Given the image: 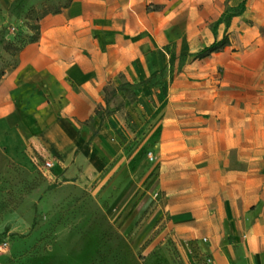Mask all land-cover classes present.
Wrapping results in <instances>:
<instances>
[{
    "label": "crops",
    "instance_id": "1",
    "mask_svg": "<svg viewBox=\"0 0 264 264\" xmlns=\"http://www.w3.org/2000/svg\"><path fill=\"white\" fill-rule=\"evenodd\" d=\"M15 1L0 0V7L8 10ZM44 1L22 0L26 9ZM99 1L72 0L41 19L39 41L26 44L0 79V123L43 155L60 156L62 179L91 175L122 193L130 175L128 184L140 189L133 198L138 216L149 210L142 232L155 234L144 250L146 264H173L171 238L183 260V239L199 238L215 264H264V129L252 132L249 103L232 96L226 115L218 101L147 118L134 110L138 126L121 111L97 117L106 87L140 55L138 42L107 34L108 19L119 16H108ZM249 65L241 72L246 87ZM146 151L156 160L140 174Z\"/></svg>",
    "mask_w": 264,
    "mask_h": 264
},
{
    "label": "rangeland",
    "instance_id": "2",
    "mask_svg": "<svg viewBox=\"0 0 264 264\" xmlns=\"http://www.w3.org/2000/svg\"><path fill=\"white\" fill-rule=\"evenodd\" d=\"M99 2L106 3L108 16H119L108 19L107 34L138 42L140 55L106 87L97 117L121 111L130 126H138L134 110L147 118L189 113L200 103L217 101L219 113L226 115L225 104L234 96L249 103L252 132L264 129V0ZM64 4L45 0L26 9L16 0L8 10L0 7V79L2 70L6 74L18 64L19 48L29 43L42 15ZM226 35L230 46L196 59ZM249 60L246 87L241 72ZM219 125L225 128L226 121ZM140 156L144 163L137 172L145 174L156 157L149 151ZM54 158L57 169L48 173L45 163ZM62 168L60 156L43 155L30 139L0 123V264H146L144 250L155 234L142 232L149 210L138 216L133 198L140 189L128 184L131 176L117 193L91 175L62 179ZM183 242L187 260L177 240L167 242L173 264L192 263L202 252L199 238Z\"/></svg>",
    "mask_w": 264,
    "mask_h": 264
},
{
    "label": "trees",
    "instance_id": "3",
    "mask_svg": "<svg viewBox=\"0 0 264 264\" xmlns=\"http://www.w3.org/2000/svg\"><path fill=\"white\" fill-rule=\"evenodd\" d=\"M71 1L72 0H70L68 3H65L64 5L58 6V8L55 9L54 11H48V12L44 13L42 15V17L40 18V21H41V19L44 16H46V15H48L50 13H54V14L55 13H60L64 8H67L70 5ZM40 21L38 22V25L35 26L36 32L34 33V35H32L30 37L29 43L37 42L40 39V35H41V24H40ZM230 45H231V40H230L229 36L226 35L223 39L216 40L211 45L206 46L205 48H203L202 50H200L196 54V59H205V58H208V57H210L214 53L223 51L226 47H228ZM24 46H22V47L19 48V52L23 49ZM9 47H10L9 45L6 46L7 49H9ZM2 73H3V76H4L5 75V71L2 70ZM105 91H106V89H105ZM95 112H96V114H99L98 108H96ZM100 118L102 120H104L103 117H100Z\"/></svg>",
    "mask_w": 264,
    "mask_h": 264
},
{
    "label": "built area",
    "instance_id": "4",
    "mask_svg": "<svg viewBox=\"0 0 264 264\" xmlns=\"http://www.w3.org/2000/svg\"><path fill=\"white\" fill-rule=\"evenodd\" d=\"M152 159H153V157H152ZM57 164H58V162L54 158L52 160H47L44 167H45L46 171L49 173L50 171L55 170ZM202 242L207 243L208 238H206V237L202 238ZM2 248L3 247L1 246V249ZM188 264H215V259H214L212 254L202 251L199 253V257L196 258V260H194L192 263H188Z\"/></svg>",
    "mask_w": 264,
    "mask_h": 264
}]
</instances>
